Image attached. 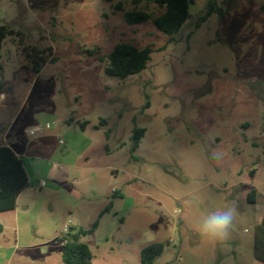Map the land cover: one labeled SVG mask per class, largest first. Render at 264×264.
Wrapping results in <instances>:
<instances>
[{
	"label": "rangeland",
	"instance_id": "1",
	"mask_svg": "<svg viewBox=\"0 0 264 264\" xmlns=\"http://www.w3.org/2000/svg\"><path fill=\"white\" fill-rule=\"evenodd\" d=\"M209 1L169 42L152 22L125 21L158 14L153 0H0V26L21 33L0 59V143L30 181L0 213V264H64L65 226L96 222L81 239L92 264H141L154 243L165 247L155 264H264V0H219L226 14L197 28ZM121 42L154 50L126 79L106 74ZM229 207V237L202 241V218Z\"/></svg>",
	"mask_w": 264,
	"mask_h": 264
},
{
	"label": "trees",
	"instance_id": "2",
	"mask_svg": "<svg viewBox=\"0 0 264 264\" xmlns=\"http://www.w3.org/2000/svg\"><path fill=\"white\" fill-rule=\"evenodd\" d=\"M196 0H154V4L160 12L154 15L148 11L137 9L124 11V18L129 25L146 24L152 22L158 31L169 36V42L175 41L186 21L191 17L190 8ZM213 14L224 16L226 10L219 5V0H210L207 10L199 18L197 28L206 22ZM21 36V33L10 29L6 25L0 26V59L2 56L3 44L7 38ZM154 52L152 47L139 49L135 45L121 42L106 57L108 67L106 74L112 77L126 79L132 75L144 71ZM44 55L46 52H40ZM46 58L38 56L33 60V72L40 73ZM1 69V68H0ZM3 91V83L0 82V97ZM145 134V129L135 128L134 149H136ZM29 177L23 160L9 146H0V213L14 211L17 208L19 195L29 187ZM256 191L251 193V201L255 202ZM98 222L90 230H77L71 227L69 233L64 235L62 244V261L64 264H92L93 253L87 243L81 241L82 237L92 234ZM164 245L154 243L141 250V264H155V260L164 252ZM254 256L255 259L264 263V215L262 221L256 225L254 233Z\"/></svg>",
	"mask_w": 264,
	"mask_h": 264
},
{
	"label": "clouds",
	"instance_id": "3",
	"mask_svg": "<svg viewBox=\"0 0 264 264\" xmlns=\"http://www.w3.org/2000/svg\"><path fill=\"white\" fill-rule=\"evenodd\" d=\"M235 208L229 207L205 215L197 226L202 241L214 244L230 235Z\"/></svg>",
	"mask_w": 264,
	"mask_h": 264
},
{
	"label": "built area",
	"instance_id": "4",
	"mask_svg": "<svg viewBox=\"0 0 264 264\" xmlns=\"http://www.w3.org/2000/svg\"><path fill=\"white\" fill-rule=\"evenodd\" d=\"M49 128H50V125H49V124L46 125V128H43V127H36V128H34V129L28 131V134L31 135V136H34V135H36L37 133H42V132L45 131V129H49ZM40 187H41V188L44 187V183L41 184ZM71 227H72V226H71L70 224H67V225L65 226V228H64V233H65V234L69 233L70 230H71Z\"/></svg>",
	"mask_w": 264,
	"mask_h": 264
},
{
	"label": "crops",
	"instance_id": "5",
	"mask_svg": "<svg viewBox=\"0 0 264 264\" xmlns=\"http://www.w3.org/2000/svg\"><path fill=\"white\" fill-rule=\"evenodd\" d=\"M4 145H6V146H9L15 153H16V155L18 156V157H21L8 143H6V142H4V143H0V146H4ZM22 158V157H21ZM23 193V192H22ZM21 193V194H22ZM20 194V195H21ZM20 195H19V197H20ZM18 197V198H19ZM18 200V199H17Z\"/></svg>",
	"mask_w": 264,
	"mask_h": 264
},
{
	"label": "water",
	"instance_id": "6",
	"mask_svg": "<svg viewBox=\"0 0 264 264\" xmlns=\"http://www.w3.org/2000/svg\"><path fill=\"white\" fill-rule=\"evenodd\" d=\"M154 1V0H153Z\"/></svg>",
	"mask_w": 264,
	"mask_h": 264
}]
</instances>
